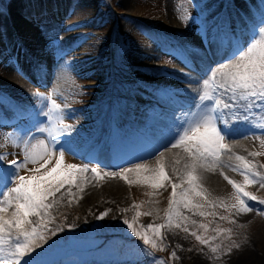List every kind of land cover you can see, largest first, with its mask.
I'll list each match as a JSON object with an SVG mask.
<instances>
[{
    "label": "rangeland",
    "instance_id": "rangeland-1",
    "mask_svg": "<svg viewBox=\"0 0 264 264\" xmlns=\"http://www.w3.org/2000/svg\"><path fill=\"white\" fill-rule=\"evenodd\" d=\"M11 1L13 0H0V96L11 98L14 103L31 106L37 101L35 93L52 89L50 92L58 93L54 97L57 102L70 105L75 110L67 120L76 126L79 150L83 153L90 152L87 150L89 145L86 147L85 143L88 140L92 142V138L99 135L101 141L97 143L103 144L111 153L110 156H105L107 161L113 160L114 144L126 149L131 154L130 157L132 154H139L135 150L139 139L145 135L149 137L150 132L160 136L167 125L178 118V113L188 108L191 99L189 92L192 90L188 87L190 83L166 77L171 69L185 70L187 76L194 77L197 82L201 78L203 82L208 77L199 76L201 60L212 63L209 59L210 51L215 58H219V55L214 54L215 46L209 49L203 42L197 26L192 23L185 25L181 16L188 13L193 16L210 15L241 25L249 19L250 14L258 16L264 10L260 0H185L183 6L179 3L174 8L178 12L175 18L178 33L165 35L160 26L168 20L166 16L169 0H93L86 12L81 4L85 0H57L58 4H66L64 14L59 19L49 12L50 16L33 15L32 11L38 7L40 9L46 6L47 11L48 7L52 9L49 2H46L48 0H15L20 6L14 12L16 19H11L12 21L8 18ZM43 10L40 11L44 13ZM20 21L31 30L30 35L23 34L18 28L17 23ZM183 56H187L195 68L186 66ZM161 82L169 84L168 87L172 86V90L160 87ZM23 83L30 90L26 88L25 92L16 93L18 96L8 95L9 92L5 90L12 86L21 90ZM165 92L174 95L163 96ZM172 99H180L187 104L180 102L176 106ZM233 115L234 113L226 111L224 116L235 133L226 142L240 144L245 156L252 151H261L260 140L254 137L264 139V129L256 127L264 124V111H255L247 124L233 122ZM10 127H0V145H3ZM8 151L0 148V153ZM157 153L158 149L149 157ZM65 155H70L74 164L88 163L89 167L104 168L95 159H85L82 155ZM255 159L264 163V156ZM142 160L144 159H137L129 164L141 163ZM155 161L150 165L154 166ZM124 166L118 165L115 168L118 171ZM223 171L237 182L243 180L230 167H225ZM88 175L91 176L90 173ZM217 176L214 187H205L212 196L227 198L232 192L231 185L220 175V171H217ZM119 182L123 200L121 199L115 212H108L102 220L96 219L100 213L91 218L87 215L84 217L80 206L73 199L71 204L68 202L69 198L61 200L53 210L56 226L75 224L76 227L65 228L57 237H53L58 238L59 243L53 259L60 264H159L160 261L164 264H198L197 259L201 264H232V259L245 250L259 254L258 256L262 254L261 245H255L254 248L253 244L264 240V205L255 201L249 202L253 208L251 212L234 216L235 223L220 221L218 217L193 216L186 212L197 221L215 219L211 227L218 223L231 229L230 239L222 241L224 248L216 254H212L207 246L200 245L194 237L179 229L170 232L179 236L183 244L178 248L173 247V242L168 239V232L165 231L166 247L163 251L151 252L123 225V218L131 220L135 214L132 208L135 202L142 204L141 211L157 210L151 216H140V224L163 223L171 187L161 188L159 195L150 197L147 193L154 190L145 185L129 186L120 178ZM99 186L98 189L101 188ZM248 191L259 199H264V188L258 184L249 186ZM151 200L157 203H148ZM216 211L226 214L223 208ZM150 217L152 220H149ZM228 246H232L231 251H226ZM141 249L147 254H141ZM173 251L178 259L171 258Z\"/></svg>",
    "mask_w": 264,
    "mask_h": 264
},
{
    "label": "snow or ice",
    "instance_id": "snow-or-ice-1",
    "mask_svg": "<svg viewBox=\"0 0 264 264\" xmlns=\"http://www.w3.org/2000/svg\"><path fill=\"white\" fill-rule=\"evenodd\" d=\"M260 4L264 6V0H260ZM180 19L185 25L195 24L203 42L209 49L215 46L214 54L223 62L211 69L210 74L208 70L202 73L208 78L203 80V90L198 98H193L195 111L191 104L188 106L190 118L186 113L183 118L172 120L166 131L154 140L147 135L138 140L135 150L144 155L164 149L156 156L154 166L136 163L118 171H105L98 166L89 167L88 163H65L66 152L84 155L85 159L96 158L93 153L79 150L76 126L65 122L75 110L57 102L56 92L47 96L35 93L37 101L31 106L0 96V127L13 128V133L9 134L14 136L12 146L22 154V159L9 160L8 153H0V264H60L53 259L59 247L58 238L53 237L76 225L56 226L53 210L65 194L69 204L73 197L81 198L80 194L91 179L119 177L129 186L140 184L153 189L147 193L150 197L159 195L161 188L171 187L163 223L140 224V216H151L157 210L141 211L142 204L135 202L131 220L123 218V225L151 252L164 250L165 231L179 229L216 254L224 248L222 241L230 239L231 229L218 223L211 227L215 219L197 221L186 212L235 223L234 216L253 210L250 201L264 205V199L248 191L251 185L264 188V163L255 159L264 156V139L254 137L260 140L261 151L239 155L226 142L234 133L229 121L224 119L226 111L232 112L233 122L247 124L255 111H264V10L258 16L250 14L241 25L190 13ZM183 62L195 68L187 56H183ZM162 95L170 97L174 94L165 92ZM256 127L264 129V124ZM166 152L172 153L171 158L165 155ZM128 155L126 149L114 144L113 166L129 162ZM142 158L132 154V159ZM225 167L238 172L243 180L237 182L225 175ZM217 170L231 185L232 192L227 198L212 196L203 184V173ZM218 208H223L226 214L218 213ZM107 214L108 210L101 212L96 219L102 220ZM231 247L228 246L226 251H231ZM141 254L147 253L141 249ZM171 258L178 259L175 251Z\"/></svg>",
    "mask_w": 264,
    "mask_h": 264
},
{
    "label": "bare ground",
    "instance_id": "bare-ground-1",
    "mask_svg": "<svg viewBox=\"0 0 264 264\" xmlns=\"http://www.w3.org/2000/svg\"><path fill=\"white\" fill-rule=\"evenodd\" d=\"M80 1V0H79ZM92 1L93 0H85L83 3H81L82 5H84L83 7H84V9H85V12L86 11H88L89 9H90V7H91V4L90 3H92ZM184 1L185 0H169L168 1V5H167V8H168V12H167V21L165 22V23H162V25L160 26L161 27V30H162V33H164L165 35H166V33L167 34H177L176 33V29H177V24H176V16H178V12L176 11V10H174V8H175V6L177 5V4H179L180 3V5L181 6H183L184 5ZM46 2H49V5L52 7V9H49V7H48V11H47V9H46V6H44L45 8H40L39 9V7L38 8H36V9H34V11H32L33 12V15L35 14V15H47V16H50V14H51V16H53L54 18L55 17H57L58 19L61 17V16H63V14H64V10L66 9V7H65V5H61V4H63V3H59L58 4V1L57 0H48V1H46ZM51 3V4H50ZM54 3H57V5L56 4H54ZM75 3V2H74ZM47 4V3H46ZM70 4V3H69ZM77 5V4H76ZM82 5H80V6H82ZM179 5V6H180ZM19 6H20V4H18V1H15V0H13V1H11L10 3H9V11H8V13H9V16H8V18H9V20H11V19H13V20H15L16 19V16L14 15V12L16 11V9H19ZM178 6V5H177ZM74 7H76V6H74ZM183 8V7H182ZM12 11H11V10ZM43 10V9H46V10H43L44 11V13H42L40 10ZM81 9V8H80ZM83 9V10H84ZM72 10H73V8H72ZM39 11V12H38ZM76 10H74V12H75ZM36 12H38L37 14H36ZM48 12L50 13V14H48ZM78 13V12H77ZM77 16V15H76ZM79 16H77V18H78ZM165 17V18H166ZM74 18H75V16H74ZM3 20V19H2ZM75 20V19H74ZM73 20V21H74ZM12 21V20H11ZM70 22V21H69ZM67 25V24H66ZM176 25V26H175ZM17 26H18V28H20L21 29V32L23 33V34H26V35H30V33H31V30H29L28 28H26V24L25 23H22L21 21L19 22V24L17 23ZM58 27V26H57ZM74 27V26H73ZM70 28V27H69ZM57 30V29H56ZM78 32H79V30H77ZM76 34V33H75ZM81 34V33H80ZM79 34V35H80ZM90 34V33H89ZM92 35V34H91ZM174 35V36H175ZM184 36V35H183ZM182 36V37H183ZM63 37V36H62ZM78 37V36H77ZM76 37V38H77ZM185 37V36H184ZM89 39V38H88ZM32 40V39H31ZM92 40V39H91ZM94 40H95V38H94ZM93 42V41H92ZM87 43V42H86ZM84 44V43H83ZM97 44V43H96ZM95 44V45H96ZM90 45V44H89ZM91 46V45H90ZM88 47V46H87ZM84 48H85V46H84ZM96 48V47H95ZM192 48V47H191ZM190 48V49H191ZM87 49V48H86ZM95 50V49H94ZM89 51V50H88ZM87 51V52H88ZM82 52V51H81ZM94 52V51H93ZM95 52H96V50H95ZM89 55V54H88ZM211 57H210V56ZM209 59H210V61L212 62V63H209V62H206V61H204V60H201V63H200V61H199V63H200V70H199V76L200 75H203L202 73L205 71V70H208L209 71V74H210V70L211 69H215V68H217L218 66H219V64L221 63V62H223V61H221L220 60V57L219 58H215L214 57V55H213V53H212V51H210L209 52ZM90 57V56H89ZM151 58V57H150ZM153 58V57H152ZM151 58V59H152ZM155 58V57H154ZM91 59V58H90ZM90 59H88V60H90ZM201 59V58H200ZM92 60V59H91ZM85 62V61H84ZM89 62V61H88ZM91 62V61H90ZM147 62V61H146ZM202 62H203V64H202ZM148 63V62H147ZM147 66V65H146ZM201 66H202V68H201ZM209 66H210V68H209ZM138 67H140V66H138ZM142 67V66H141ZM154 67V66H153ZM144 68V67H143ZM136 69V68H135ZM154 69V68H153ZM171 72H173V73H175L177 76H174L175 74H172L171 72H170V74L169 75H167L166 77H168V78H172V79H175V78H177V80H183V81H185L186 83H190V85H188V87L190 88H192V90H191V92H189L190 93V97H191V99H190V102H189V104H188V106L191 104L193 107H192V111H195V104H194V100H193V98L194 97H197L198 98V96H199V94L202 92V90H203V82H202V80H201V78H200V82H197L196 81V79L194 78V77H191V76H187V73H184L185 72V70L184 71H182V69H178V70H176V69H171L170 70ZM149 72V71H148ZM97 74H98V72H96ZM146 73V72H145ZM164 73V72H163ZM92 74V73H91ZM152 74V73H151ZM165 74V73H164ZM57 75V74H56ZM55 76V75H54ZM62 76V75H61ZM178 76H181L180 78H178ZM204 76V75H203ZM56 77V76H55ZM54 77V78H55ZM59 77V76H58ZM165 77V76H164ZM145 79V78H144ZM56 80V79H55ZM146 80V79H145ZM57 83H58V81H57ZM21 84V83H20ZM55 84H56V82H55ZM160 85H161V87H164V88H166L167 90H172V86L171 87H168L167 85H169V84H166V83H163V82H161L160 83ZM25 88H24V87ZM178 86H180L179 84H178ZM178 86H176V87H178ZM16 87H17V85H16ZM15 87V88H16ZM98 87V86H97ZM182 87V86H181ZM21 90L20 89H14L13 88V86L12 87H10L9 89H5V90H7L8 92H9V94L8 95H11V96H18L16 93H23V92H25L27 89H29L30 90V88L28 87V86H25V84L23 83V85L21 86ZM27 88V89H26ZM179 89V88H178ZM183 89H184V87H183ZM185 89H186V87H185ZM184 89V90H185ZM25 90V91H24ZM52 90V89H51ZM50 89L48 90V91H41V90H39L38 92L39 93H41V94H44L45 96H47L49 93H50V91H51ZM175 90V89H174ZM183 90V91H184ZM176 91V90H175ZM181 91V90H180ZM32 92V91H31ZM7 93V92H6ZM23 95V94H22ZM173 100V99H172ZM130 101H132V100H130ZM60 102V101H59ZM180 102H182V100H178V99H176V100H173V103H174V105H178V104H181ZM36 103V101L35 102H33L32 104L34 105ZM182 103H184V102H182ZM132 104V103H131ZM90 105V104H89ZM180 106V105H179ZM149 107V106H148ZM159 107V106H158ZM90 111V110H89ZM128 112V111H127ZM177 113L178 112H176V114H175V116L177 115ZM186 113H188V115H189V118H190V115H191V113L188 111V108L185 110V111H183V112H180V113H178L179 115H178V118H176V119H181V118H183L184 116H185V114ZM92 114V113H91ZM127 114V113H126ZM177 117V116H176ZM94 120V119H93ZM65 122L66 123H68L69 121L67 120V118H66V120H65ZM105 122V121H104ZM171 123V122H170ZM69 124H70V122H69ZM104 127V126H103ZM165 127H166V125H165ZM166 131V130H165ZM93 132V131H92ZM10 133H13V128L12 127H10V130H9V134ZM9 134H7L6 135V138H5V140L3 141V145H4V147L2 148V149H5V151L7 152L8 150V159L9 160H11V159H13V158H18V159H21L22 158V154L20 153V151H19V149H17V148H15V147H13L12 146V139L14 138V136H11V135H9ZM91 134H89V136H90ZM94 135H95V133H94ZM97 135V134H96ZM235 135V133L233 134V135H231V136H234ZM87 137V136H86ZM149 137H150V139H156L157 137H159V135L158 134H155V133H152V132H150L149 133ZM37 138H41V137H37ZM99 138H101V137H99V135H97L96 137H94V139L92 138V142H91V140L89 141H87V143H85V146L87 147L88 145H89V147H88V151H90V152H88V153H93L94 155H95V160H97V162H99V164L101 165V166H103L104 168H101L102 170H105V171H117L116 170V168L115 167H117V166H113L114 165V161L113 160H109V161H107L106 160V157H105V155L107 154V152H108V150L106 149V147L103 145V144H101V143H97V142H99V141H101V140H99ZM83 140V139H82ZM78 141V140H77ZM84 141V140H83ZM81 143V142H80ZM229 145H232L233 146V151L234 152H236L237 154H239V155H244L245 156V154H244V152L243 151H241V148H240V144H237L236 142H227ZM84 146V145H83ZM84 146V147H85ZM170 145H165V147H169ZM82 147V146H81ZM164 149L163 148H159L158 149V153L155 155V156H153V157H149L150 155H144L143 153H139V154H137V155H140V156H142L143 158L142 159H144V160H142V162L141 163H146V164H151V162L152 161H154V160H156V156H158L159 155V152L160 151H163ZM175 151H178V150H173V152H175ZM67 153V152H66ZM86 153V152H85ZM129 153V152H128ZM67 154H70V153H67ZM111 154V153H110ZM165 155L167 156V157H169V158H171V155H172V153H169V152H166L165 153ZM247 155V154H246ZM82 156H84V155H82ZM89 159H92L91 157L89 158ZM224 159L225 160H227L228 159V157H227V155H225L224 156ZM134 160H137V159H132V157H129V162H127V163H119L118 165H125L124 167H132L134 164H136V163H132V164H129L130 162H132V161H134ZM64 161H65V163H72L71 161H72V158L70 157V155H65V157H64ZM123 167V168H124ZM113 168V170H111ZM217 171H219V170H217ZM217 171L216 172H205V173H203V184H204V186H208V187H210V186H215V184H216V182H217V180H216V178H218V176H217ZM169 173L171 174V172H170V170H169ZM89 176V179H91V176L90 175H88ZM175 178V177H174ZM100 185V186H99ZM97 186H99V187H101V188H97ZM120 188H121V185H120V182H119V177H115V178H111V177H104V178H102L101 180H99V181H97V180H95V179H91V183H88V184H86V186H85V188H84V191L80 194V196H81V198H79V199H76L75 197H73L72 199L80 206V208H81V210H82V213L84 214V217L87 215V217L88 218H91L93 215H96V214H98V213H101L102 211H106V210H108V212L109 213H112L113 211L115 212L116 211V209H117V207L120 205V202H121V199H122V192L120 191ZM76 191V189L75 188H73V192H75ZM69 197L67 196V194L66 195H64V197H63V200H67ZM124 198V197H123ZM123 200V199H122ZM167 208V207H166ZM86 217V218H87ZM149 219V218H148ZM149 220H152L151 219V217H150V219ZM168 233H167V237H168V239L171 241V242H173V247H175V248H178L179 247V245L182 243V241H181V239H180V237L179 236H174L173 235V233L172 232H170V231H167ZM258 243V244H257ZM256 244L254 243L253 244V247L254 248H256V246L257 245H261V251H262V254H260V256H258V255H256V254H254V253H252V251H247V250H245V251H243L242 253H240L239 255H237L235 258H233L232 260H233V262H232V264H264V240H262V242H257ZM172 244V243H171ZM183 244V243H182ZM256 245V246H255ZM253 247H251V248H253ZM253 248V249H254ZM196 259V258H195ZM197 262H198V264H201V262L199 261V259H197L196 260Z\"/></svg>",
    "mask_w": 264,
    "mask_h": 264
}]
</instances>
